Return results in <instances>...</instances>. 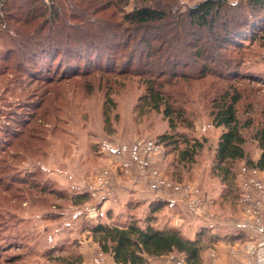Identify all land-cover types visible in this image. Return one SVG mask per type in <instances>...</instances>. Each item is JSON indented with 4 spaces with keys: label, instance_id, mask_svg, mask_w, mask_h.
<instances>
[{
    "label": "rangeland",
    "instance_id": "374dc122",
    "mask_svg": "<svg viewBox=\"0 0 264 264\" xmlns=\"http://www.w3.org/2000/svg\"><path fill=\"white\" fill-rule=\"evenodd\" d=\"M197 1L177 0V9L185 13ZM80 10L75 14L84 13ZM2 25L0 264H116L91 237L92 223L124 222L130 216L144 220L150 204L157 201L164 204L155 219L161 227L183 225L187 214H200L201 209L189 210L195 198L219 211L226 188L212 173L223 130L211 115L218 94H239L238 116L253 122L244 129L247 154L254 159L260 155L253 138L264 108V46L258 42L245 41L234 52L232 47L222 48L231 67L220 77L218 73L202 77L191 67L193 62L186 65L184 52L189 50L181 43L178 56L183 61L175 70L189 74L177 75L166 87L186 121L173 129L162 111L141 105L146 76L133 74V68L121 69L125 65L120 54L116 61L105 62L103 57L96 65L86 56L89 63L83 61L75 70L73 60L56 55L50 63H39L40 71L33 76L29 72L36 66L20 63L23 47L14 33L28 28ZM94 27L99 30L97 24ZM90 54L96 61L100 57L97 51ZM162 134L198 138L204 147L193 162H182L173 146L160 142ZM243 164H236L239 201L249 191L247 177L253 173L245 167L240 170ZM156 178L165 183L155 185ZM86 192L83 202L75 197ZM250 194L264 204L262 193ZM259 227L263 237L262 224ZM178 258L151 257V264H178Z\"/></svg>",
    "mask_w": 264,
    "mask_h": 264
},
{
    "label": "trees",
    "instance_id": "16d2710c",
    "mask_svg": "<svg viewBox=\"0 0 264 264\" xmlns=\"http://www.w3.org/2000/svg\"><path fill=\"white\" fill-rule=\"evenodd\" d=\"M50 1L0 0L2 26L15 23L17 28H28L23 34L14 33L19 35L18 42L23 47L20 63L30 68L32 64L36 66L29 73L34 76L40 71L39 63H50L56 55L63 54L65 60H73L75 70L76 66L81 68L83 61L89 63L86 56L89 64L96 65L103 57L105 62L116 61L120 54L125 65L121 69L133 68V74L146 76L147 92L140 97L141 105L162 111L173 129L186 121L184 110L175 106L166 87L172 85L177 75L189 74L187 71L177 74L175 70L183 61L178 56L181 43L189 50L184 52L188 54L186 65L193 62L191 67L201 72L202 77L213 73L220 77L229 70V58L222 48L232 47L234 52L245 41L264 46V0H198L185 13L177 9V0H70L68 5L64 4L67 0ZM75 1H78L76 5ZM79 8L83 14H75ZM97 13L101 14L96 17ZM189 36L190 40H186ZM95 51L100 54L97 61L90 54ZM239 99L238 93L223 92L214 98L211 110L214 125L223 127L212 173L226 188L221 197L230 202L240 194L236 164L244 161L240 170L264 167V108L262 124L253 135L261 150L254 159L247 154L244 134V129L253 122L250 117L240 120ZM160 142L173 146L182 162H193L204 147L203 140L187 136L175 139L162 134ZM88 194L75 197L83 202ZM163 205L160 201L150 204L149 215L144 220L130 216L124 222H94L89 225L91 237L116 264H151V257L172 252L183 253L186 264H200L205 243L215 241L218 236L203 226L191 239L177 226L157 225L156 213Z\"/></svg>",
    "mask_w": 264,
    "mask_h": 264
},
{
    "label": "crops",
    "instance_id": "0c3cea01",
    "mask_svg": "<svg viewBox=\"0 0 264 264\" xmlns=\"http://www.w3.org/2000/svg\"><path fill=\"white\" fill-rule=\"evenodd\" d=\"M202 202L200 214H187V219L186 221L184 220L183 225L177 226L191 239L195 238L196 233L203 226L208 227L213 234L218 236L215 241L205 243L206 246L201 252L200 264H249L246 246L250 240L261 238L262 234H259L261 229L258 230L259 228L250 222L246 227L236 226L237 223H244L245 220L243 219V209L238 199L233 204L227 199L221 200L220 203L223 206L220 207L219 211L212 210L213 207L208 204L207 200ZM226 208H228L227 211L225 210ZM230 220H234L236 223L231 225ZM211 224H214V226L211 227ZM262 230L264 232V220ZM169 256L173 259L179 257L177 263L184 264L183 260L185 261V255L179 252H172L157 256L156 258L166 260Z\"/></svg>",
    "mask_w": 264,
    "mask_h": 264
},
{
    "label": "built area",
    "instance_id": "2783aa9c",
    "mask_svg": "<svg viewBox=\"0 0 264 264\" xmlns=\"http://www.w3.org/2000/svg\"><path fill=\"white\" fill-rule=\"evenodd\" d=\"M247 179L248 183L246 186L249 191L244 196L241 195L242 198L239 201L246 214V218H244V223H237L236 226L246 227L250 222L254 226L260 228L259 225L262 224L264 220V204L260 198H255L250 193L259 192L264 195V167L262 169H253V173L250 174ZM160 183L163 184L165 182L162 178H156L154 184L160 185ZM250 200L251 203L249 204ZM254 200L255 203H253ZM201 208L202 203L196 198L191 201V204H189V210H191V212L197 213ZM229 222H231V225L236 223L231 220ZM210 226L213 227L214 224H211ZM246 252L249 256V264H264V236L261 237V239L250 240L246 246ZM183 262L185 261L183 260Z\"/></svg>",
    "mask_w": 264,
    "mask_h": 264
}]
</instances>
